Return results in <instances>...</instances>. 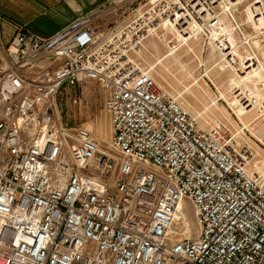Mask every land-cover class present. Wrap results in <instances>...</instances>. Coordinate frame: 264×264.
<instances>
[{"label": "built area", "instance_id": "1", "mask_svg": "<svg viewBox=\"0 0 264 264\" xmlns=\"http://www.w3.org/2000/svg\"><path fill=\"white\" fill-rule=\"evenodd\" d=\"M134 2L105 33L93 12L49 37L19 27L7 41L0 264H264V167H251L226 123L201 128L140 55L160 29H198L245 76L260 63L264 0ZM83 82L107 94L108 151L61 118L59 89Z\"/></svg>", "mask_w": 264, "mask_h": 264}, {"label": "rangeland", "instance_id": "2", "mask_svg": "<svg viewBox=\"0 0 264 264\" xmlns=\"http://www.w3.org/2000/svg\"><path fill=\"white\" fill-rule=\"evenodd\" d=\"M103 1L97 0L84 10L91 7L92 12L99 13L93 25L105 33L113 24L128 19L129 7L123 1ZM140 1L135 0L134 4ZM237 15L241 22L246 21L242 10ZM244 28L251 34L248 23L245 22ZM157 33L147 38L140 54L144 64L152 67L157 82L195 116L201 128L226 123L234 145L250 153L251 167L263 170L264 116L260 107L264 97V45L256 43L255 53L260 63L247 75L238 77L235 68L220 61L213 41L218 40L216 34H204L197 29L187 36L165 28ZM5 48L6 43L0 42V71L9 65ZM57 106L62 120L88 128L101 150L110 149L112 128L107 94L101 86L95 82H83L75 88L63 85L57 94ZM186 206L193 220L190 204L186 202Z\"/></svg>", "mask_w": 264, "mask_h": 264}, {"label": "crops", "instance_id": "3", "mask_svg": "<svg viewBox=\"0 0 264 264\" xmlns=\"http://www.w3.org/2000/svg\"><path fill=\"white\" fill-rule=\"evenodd\" d=\"M97 0H0V42L7 41L19 27H24L40 36L49 37L74 19L93 13L88 5ZM105 0L103 2H108ZM112 3L128 0H110ZM101 4V3H100ZM10 12L13 15H9ZM96 17V16H95ZM94 17V18H95ZM123 20L113 24L118 26ZM107 28L108 30L111 28Z\"/></svg>", "mask_w": 264, "mask_h": 264}, {"label": "bare ground", "instance_id": "4", "mask_svg": "<svg viewBox=\"0 0 264 264\" xmlns=\"http://www.w3.org/2000/svg\"><path fill=\"white\" fill-rule=\"evenodd\" d=\"M179 34V33H178ZM185 34V33H184Z\"/></svg>", "mask_w": 264, "mask_h": 264}]
</instances>
